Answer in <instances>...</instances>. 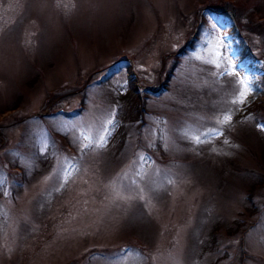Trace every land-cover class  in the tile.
I'll return each instance as SVG.
<instances>
[{
    "label": "rangeland",
    "instance_id": "obj_1",
    "mask_svg": "<svg viewBox=\"0 0 264 264\" xmlns=\"http://www.w3.org/2000/svg\"><path fill=\"white\" fill-rule=\"evenodd\" d=\"M203 2L0 0V264H264V32Z\"/></svg>",
    "mask_w": 264,
    "mask_h": 264
},
{
    "label": "trees",
    "instance_id": "obj_2",
    "mask_svg": "<svg viewBox=\"0 0 264 264\" xmlns=\"http://www.w3.org/2000/svg\"><path fill=\"white\" fill-rule=\"evenodd\" d=\"M256 0H252L251 2L249 0H204L203 2V6H208V7H214L215 9H220L222 11H232L230 16H233L235 25L238 28H244L246 30H251L254 32H264V18L261 17V13L255 9L252 10L250 9L251 6H256ZM242 17H246L247 21L243 22L241 21ZM236 29V27H235ZM234 29V30H235ZM233 32V30H232ZM191 33V32H190ZM189 33V34H190ZM192 40H190V42L184 47L181 48L179 50V52L183 53L186 49L185 48H192L193 46V41L194 39H196L195 37H191ZM172 60H174V62H172V64L169 67H165V63H163V71H166L165 73L168 76H171L174 72V66L176 64L177 61H179V56H171ZM120 65H123L124 62H120ZM109 67H113V71L116 70L115 65H110ZM167 68V69H166ZM58 94L54 93L52 94V92L49 94V96L51 97H55ZM263 155H262V159H260L259 164L261 166L262 169H264V149H263ZM264 174V173H263ZM24 180V179H23ZM22 180V181H23ZM262 182H264V175L262 176L260 174V176L258 178H256V181L252 182L250 185V188H254L256 186H258V183L261 184ZM250 197V196H249ZM135 241V240H134Z\"/></svg>",
    "mask_w": 264,
    "mask_h": 264
},
{
    "label": "snow or ice",
    "instance_id": "obj_3",
    "mask_svg": "<svg viewBox=\"0 0 264 264\" xmlns=\"http://www.w3.org/2000/svg\"><path fill=\"white\" fill-rule=\"evenodd\" d=\"M223 38H218L215 43L213 44L212 41H208L207 43L209 44H213V47L211 48V53L213 56V59L209 60V63H212L214 65H216L217 67L220 66V61L223 59V56L221 54V49L226 48V45L223 44L222 42ZM229 64H231V61H229ZM225 75H239L238 73L235 72V69L232 68L231 71L229 70H225V72L223 73ZM238 85H239V90H238V94L232 99L231 103L233 104H243L247 95L249 94V92L251 91L250 88V81H248L247 77H240L237 81ZM231 120V114L230 113H225L223 116V119L218 120V123L223 124V123H227ZM108 124H111L112 121L108 120L107 121ZM106 132L107 129H101L100 132L98 133V140L97 141H92L90 136H85L84 138L86 140H89L90 142H97L102 144L105 141V136H106ZM186 135L188 134L187 132L185 133ZM190 138L194 141V142H201V135L200 134H196V133H192ZM86 147L88 145H85Z\"/></svg>",
    "mask_w": 264,
    "mask_h": 264
}]
</instances>
